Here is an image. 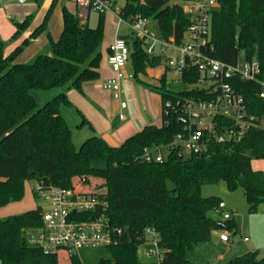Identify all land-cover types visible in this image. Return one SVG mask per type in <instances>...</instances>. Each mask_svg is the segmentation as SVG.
Segmentation results:
<instances>
[{"label":"trees","instance_id":"obj_1","mask_svg":"<svg viewBox=\"0 0 264 264\" xmlns=\"http://www.w3.org/2000/svg\"><path fill=\"white\" fill-rule=\"evenodd\" d=\"M57 2L52 1L41 23L12 52L5 55L4 43L0 42V208L21 201L30 180L45 187L69 188L74 176L86 183L101 178L106 188L95 191L107 205L78 215L80 219L104 215L110 224L124 229L119 242L107 246L111 258H103L101 264H141L138 248L146 239L147 228L157 232L162 264H188L187 251L209 240L214 230L238 228L234 215L221 220L212 214L222 212L219 204L223 199L203 196V185L224 181L231 191L241 186L251 209L264 202V170L252 165L254 159L264 158V125L256 119L264 116L260 87L248 81L237 83L249 114L255 116V124L224 141L212 139L202 153L180 156L170 152L163 161L142 157L146 147L157 151L173 139L181 130L175 121L147 124L119 145L94 134L77 148L61 106L74 105L68 97L71 89L84 94L83 84L100 77L105 13H100L98 24L92 27L64 5L63 30L55 39L48 32V23ZM218 2L211 13V55L228 62L257 58L264 77V0ZM121 15L128 21L138 16L153 20L163 38L174 37L177 43L183 40L191 23L184 6L176 0H127ZM32 19L28 15L23 21H15L17 29L12 40L30 27ZM44 32L48 34L50 50L36 54L30 61H19L30 42ZM121 36L131 49L134 78L163 63V56L147 52L141 38ZM165 69L172 70L166 62ZM198 76L199 70L185 71L179 89L173 90L164 73L160 84L152 88L160 93L162 105L170 98L202 96L204 90L192 87ZM55 88L61 91L38 108L32 90ZM85 122L90 124L84 117ZM219 123L221 134L228 128H237L228 117L220 116ZM95 160L104 161L105 166H95ZM169 182L173 187L168 186ZM42 211L41 206H36L0 216L2 264H59V251L46 250L29 240L28 231L43 225ZM70 260L71 264H84L78 253ZM226 264H264V256L259 250L248 251Z\"/></svg>","mask_w":264,"mask_h":264},{"label":"built area","instance_id":"obj_2","mask_svg":"<svg viewBox=\"0 0 264 264\" xmlns=\"http://www.w3.org/2000/svg\"><path fill=\"white\" fill-rule=\"evenodd\" d=\"M185 3L184 9L191 23L183 40L177 43L174 37L165 39L157 30L150 28L149 19L145 17L138 16L133 21L123 18V5H117L115 0H77L80 18L86 17L91 10L99 13L114 11L119 23L126 22L132 32L143 40L150 55L165 57L166 65L177 73L173 80L178 83L185 71L199 70V76L192 87L198 86L204 90V95L170 98L164 102L162 118L163 115L165 118L162 123L170 124L175 121L181 125V130L157 151L146 147L142 157L147 161H163L170 152H177L180 156L204 152L212 139H220L224 134L217 129L220 116L231 118L237 127L226 129V138L255 124V116L249 114L246 98L237 87L239 81L258 84V95L264 101L263 70L257 58H239L236 62H228L211 55L214 49L210 35L211 13L219 6L218 0H189ZM169 49L179 51L180 55H168ZM110 50L107 61L114 74L105 81L104 88L119 101L118 116L125 119L123 109L128 106V102L121 96L122 81L134 78V73L127 70L131 49L126 39L118 35L111 43ZM256 119L264 125V116ZM33 189L39 198L45 199L46 204L41 206L42 227L29 234L31 243L70 257L83 247L109 246L119 242L124 229L110 224L104 215L93 219L78 218L82 212L95 211L98 207L107 205V201L95 190H81L74 185L69 188L45 187L41 182H35ZM226 207V202L221 201L219 210L224 211L225 218H231L234 212ZM149 234L153 236L152 241L159 255L157 232L153 228H147L144 242L148 241ZM220 238L230 240L226 231L220 234ZM140 246L138 253L141 252ZM150 253L154 251L151 250Z\"/></svg>","mask_w":264,"mask_h":264},{"label":"rangeland","instance_id":"obj_3","mask_svg":"<svg viewBox=\"0 0 264 264\" xmlns=\"http://www.w3.org/2000/svg\"><path fill=\"white\" fill-rule=\"evenodd\" d=\"M13 2L22 6V8L32 13L33 19L36 20L38 13L41 10V5H46L48 0H12ZM127 0H115L117 5H123ZM130 1V0H128ZM185 7V1L176 0ZM60 5L54 7L51 19L53 21L58 20V12H61V7L66 5L70 10L76 12L77 0H59ZM60 8V9H59ZM12 15L14 12H11ZM37 14V15H36ZM16 17V16H15ZM18 18V16H17ZM100 13L91 10L88 23L90 26L95 27L98 24ZM119 24L118 17L115 15L107 14L105 18V26L115 27ZM153 29H156V22L153 20L150 22ZM122 32L129 34L131 39L136 35L132 32L131 28L126 22L121 24ZM105 44L103 41L102 46ZM101 46V47H102ZM167 54L176 57L179 56V51L169 49ZM131 63L129 69H131ZM167 73L168 87L173 90L179 89V83L174 79L177 73L174 71H166L165 69V57L163 63L158 67H149L146 73H139L138 78H134L135 87L134 90L131 88V92L128 94V90L124 92L125 98L131 100L134 104L137 102L138 107L135 108L133 113L127 112L128 119L136 120L140 115L149 112L151 108V102L155 91L152 86L160 84L161 76ZM126 90V88H124ZM61 91L60 88L52 90H32L33 95L37 100L38 108L42 107L47 101L55 97ZM152 100V101H151ZM113 102V101H112ZM114 105V102L113 104ZM100 108L101 114L104 120L108 123L109 134L112 137L117 119L115 120V112L113 107L109 110L106 108ZM61 114L65 117L70 125L73 132V142L77 148H80L82 143L90 136L99 133L97 125L95 123L90 124L88 122L83 123L84 113L79 109L77 105H63L61 106ZM100 134V133H99ZM102 135V134H101ZM117 143V142H116ZM165 154H167L165 152ZM94 165L97 167L105 166V162L102 160H95ZM252 165L255 169L264 170V158L254 159ZM78 178V184L82 186H89L92 190L104 191L106 183L104 179L93 178L89 183H86L80 176H74L72 181L76 182ZM34 181H27L25 184V195L21 201L13 202L9 205L0 208V216L6 217L10 214L21 213L30 208L36 206H44L46 204L45 199L37 198L33 186ZM74 185V184H73ZM75 186V185H74ZM171 188L173 184L168 183ZM76 187V186H75ZM203 196L217 195L220 196L227 204V209L233 210L234 217L238 222V228L235 230H214L211 237L207 241L199 242L194 245L193 248L187 251V258L189 259L188 264H226L229 260L240 256L248 251L259 250L260 255L264 256V202H261L256 209H251L247 201L245 191L243 187L231 191L227 188L224 181L213 184H205L201 188ZM218 219L225 220L224 211H218L212 213ZM226 231L229 235L230 240L223 242L220 239V233ZM31 233V231H28ZM153 236L148 235V241L143 242L140 246L141 252L139 257L141 264H160V258L158 250L154 242L152 241ZM153 250L154 253H150ZM79 257L84 264H101L103 258H111V252L109 247L94 245L83 247L78 251ZM59 264H71L70 257L60 252Z\"/></svg>","mask_w":264,"mask_h":264},{"label":"crops","instance_id":"obj_4","mask_svg":"<svg viewBox=\"0 0 264 264\" xmlns=\"http://www.w3.org/2000/svg\"><path fill=\"white\" fill-rule=\"evenodd\" d=\"M53 0L46 1V5H41V10L38 13L36 20L32 21L30 27L24 31L19 37L12 40V36L16 31V24L15 21H23L24 18L28 15H32L28 10L22 8L19 4L13 2L12 0H2L0 2V42L4 43V53L5 55L12 52L18 45H20L24 39H26L30 33L41 23L42 19L44 18L48 8L50 7ZM60 5V2L58 0L57 4ZM124 5V4H123ZM64 6V5H63ZM61 12H58V20L53 21L50 17L49 23H48V32L51 33L52 37L57 39L61 35V32L63 30V14H62V8ZM60 9V8H59ZM72 11V10H71ZM11 12H14L12 15ZM79 16V6L77 4V10L75 12ZM107 14L115 15L116 13L114 11H108L105 13V18ZM89 15H86L84 18H80L82 22H85L88 20ZM16 16V17H15ZM18 16V18H17ZM80 17V16H79ZM152 20H149V26L150 22ZM157 27V26H156ZM153 29V28H152ZM157 30V29H154ZM126 34L122 32L121 24L119 23L115 27L109 26L106 28L105 26V35L104 40L105 44L101 47L102 49V60L99 67L100 77L96 80L87 81L83 84V90L84 94L80 93L76 89H71L68 92V97L73 102L74 105L79 106V109L84 113V117L89 121L93 122L97 125L98 132L112 145H119L121 142H123L127 137L132 135L133 133L141 130L145 125L147 124H157L160 125L162 123V98L160 93H154L153 100L151 102V108L149 109V112L146 111L145 115L141 114L140 117L136 118V120H129L127 112L134 111L135 104L136 108L138 107L137 102L134 104L131 100L125 98L124 92L128 90L131 92V88L135 87L134 78H125L122 81V99L126 100L128 102V106L123 109V112L126 115L125 119H120L118 116L120 106L119 101L116 100L112 93L104 88L105 81L113 76V70L111 66L109 65L107 61V57L109 54V47L111 43L114 41V39L118 35ZM50 50V44H49V38L47 32L42 33L38 37L34 38L30 44L24 49V51L19 56V61L26 62L30 61L35 57L36 54L40 52H46ZM130 62L127 66L128 72H133L132 66L131 69H129ZM173 71V70H171ZM173 79V78H172ZM126 88V90L124 89ZM114 102V105L113 102ZM63 106V105H62ZM106 108L110 111V109L113 107V111L115 112V120L117 119V124L115 125V129L113 131L112 137L110 136L108 123L104 120L100 108ZM97 133V134H99ZM117 142V143H116ZM76 182L74 181L73 184L76 186V188L81 190H92L89 186H82L78 184V178H75ZM34 190V189H33ZM224 201V200H223ZM224 232V231H223ZM222 233V232H221ZM220 233V234H221ZM221 239V238H220ZM222 240V239H221ZM223 242H226V240H222ZM64 254V253H63Z\"/></svg>","mask_w":264,"mask_h":264},{"label":"water","instance_id":"obj_5","mask_svg":"<svg viewBox=\"0 0 264 264\" xmlns=\"http://www.w3.org/2000/svg\"><path fill=\"white\" fill-rule=\"evenodd\" d=\"M20 1H25V0H20ZM220 140H222V141L226 140V137L224 136V134L221 135ZM127 229H129V228H127Z\"/></svg>","mask_w":264,"mask_h":264}]
</instances>
